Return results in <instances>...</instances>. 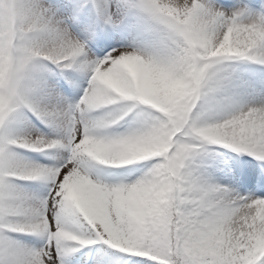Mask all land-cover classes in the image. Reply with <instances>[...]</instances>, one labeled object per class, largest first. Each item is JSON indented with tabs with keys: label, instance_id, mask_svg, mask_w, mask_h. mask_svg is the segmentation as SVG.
Masks as SVG:
<instances>
[{
	"label": "snow or ice",
	"instance_id": "snow-or-ice-1",
	"mask_svg": "<svg viewBox=\"0 0 264 264\" xmlns=\"http://www.w3.org/2000/svg\"><path fill=\"white\" fill-rule=\"evenodd\" d=\"M0 264H264V0H0Z\"/></svg>",
	"mask_w": 264,
	"mask_h": 264
}]
</instances>
